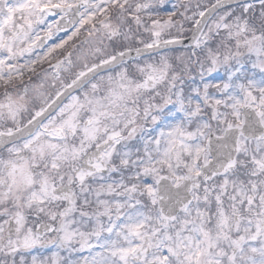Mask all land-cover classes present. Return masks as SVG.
<instances>
[{
	"label": "snow or ice",
	"instance_id": "6c2138e0",
	"mask_svg": "<svg viewBox=\"0 0 264 264\" xmlns=\"http://www.w3.org/2000/svg\"><path fill=\"white\" fill-rule=\"evenodd\" d=\"M0 264H264V0H0Z\"/></svg>",
	"mask_w": 264,
	"mask_h": 264
},
{
	"label": "rangeland",
	"instance_id": "374dc122",
	"mask_svg": "<svg viewBox=\"0 0 264 264\" xmlns=\"http://www.w3.org/2000/svg\"><path fill=\"white\" fill-rule=\"evenodd\" d=\"M59 35H60V36H63V35H64V33H60ZM53 39L55 40V39H57V38H56V37H54ZM50 43H51V41H50ZM45 67H47V65H45Z\"/></svg>",
	"mask_w": 264,
	"mask_h": 264
}]
</instances>
